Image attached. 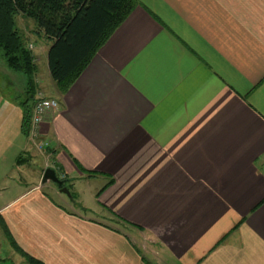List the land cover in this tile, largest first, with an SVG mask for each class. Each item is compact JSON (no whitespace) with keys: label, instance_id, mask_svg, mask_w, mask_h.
Returning a JSON list of instances; mask_svg holds the SVG:
<instances>
[{"label":"crops","instance_id":"obj_1","mask_svg":"<svg viewBox=\"0 0 264 264\" xmlns=\"http://www.w3.org/2000/svg\"><path fill=\"white\" fill-rule=\"evenodd\" d=\"M136 1L65 95L36 66L41 150L0 68V229L25 264H264V0Z\"/></svg>","mask_w":264,"mask_h":264},{"label":"trees","instance_id":"obj_2","mask_svg":"<svg viewBox=\"0 0 264 264\" xmlns=\"http://www.w3.org/2000/svg\"><path fill=\"white\" fill-rule=\"evenodd\" d=\"M137 4L136 0H0V58L9 70L26 80L25 98L20 103L24 135H29L36 103L33 80L36 65L27 48L25 33L20 30L19 19L31 27L35 36L40 34L50 42L49 75L63 96ZM2 228L13 245L7 230ZM25 258L28 264H41Z\"/></svg>","mask_w":264,"mask_h":264},{"label":"rangeland","instance_id":"obj_3","mask_svg":"<svg viewBox=\"0 0 264 264\" xmlns=\"http://www.w3.org/2000/svg\"><path fill=\"white\" fill-rule=\"evenodd\" d=\"M19 27H20V30L23 31L26 36L25 40L27 42V48L30 49L29 45L28 44H31L34 46V49L32 51L34 57H35V60H36V66H37V70L40 72V73H45V68L47 67V53H44L45 51V47H43L45 45V42H43V36L40 35V36H35L32 31H31V27L29 25H27L26 23H24L23 21H21L19 19ZM46 44H47V41H46ZM42 49V50H41ZM43 51V52H42ZM38 57V58H37ZM34 60V62H35ZM38 60V61H37ZM6 67L5 64H4V60L2 58H0V68H4ZM8 69V68H7ZM11 71V70H10ZM12 72V71H11ZM17 75H19L23 80H25V78L16 73ZM15 84H17L18 86L20 85L19 82H16ZM25 86H26V80H25ZM9 88L7 87L6 88V92H7V97H10L12 96L14 98V95L12 93L9 94L8 92ZM0 91H1V88H0ZM16 98H18V95L15 96ZM52 98V96H49ZM23 99V98H22ZM53 99H57V98H54ZM18 102H21L20 101V98L17 100ZM24 101V99H23ZM22 101V102H23ZM7 125L8 127L12 125V123H10V119H7ZM19 174V172L15 171L13 172V175L14 176H17ZM92 186L96 184H91ZM46 186L48 187H54V185L52 183H48ZM82 190H83V193H82V197H81V200H82V203L83 205L87 206L88 208L92 209L93 211H95L96 214H87L89 217H92V218H97L98 217V206L96 204V201L89 195V189H86V187H81ZM81 188L79 190H81ZM92 189V187H91ZM81 190V191H82ZM89 190V191H88ZM48 193L50 194V196L52 198H56L55 194H53L52 192L48 191ZM71 194V193H70ZM61 195V198L64 202H70V201H75V198L73 197V195L71 194V198H67L65 195L63 194H60ZM76 211L82 215H84V210L81 209L80 207H77L76 208ZM98 212V213H97ZM106 218V217H105ZM0 264H25L23 262V260H21L20 257H18L10 248V246L8 245L1 229H0Z\"/></svg>","mask_w":264,"mask_h":264},{"label":"built area","instance_id":"obj_4","mask_svg":"<svg viewBox=\"0 0 264 264\" xmlns=\"http://www.w3.org/2000/svg\"><path fill=\"white\" fill-rule=\"evenodd\" d=\"M57 108H58L57 101L47 98H39L33 107L32 118L30 123V131L28 136L30 137V140L33 142L35 147H37L39 150L43 149L46 146V144L34 142L37 136L36 127L39 123L43 122L49 116V114L55 111Z\"/></svg>","mask_w":264,"mask_h":264},{"label":"water","instance_id":"obj_5","mask_svg":"<svg viewBox=\"0 0 264 264\" xmlns=\"http://www.w3.org/2000/svg\"><path fill=\"white\" fill-rule=\"evenodd\" d=\"M41 185L46 183H52L60 194L65 195L67 198H71L69 190L64 186V181L60 180L53 169L47 168L43 171Z\"/></svg>","mask_w":264,"mask_h":264}]
</instances>
